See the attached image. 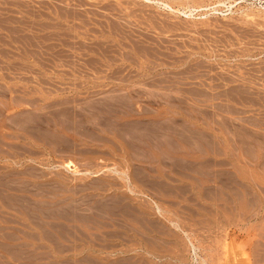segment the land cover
Here are the masks:
<instances>
[{"label":"rangeland","instance_id":"obj_1","mask_svg":"<svg viewBox=\"0 0 264 264\" xmlns=\"http://www.w3.org/2000/svg\"><path fill=\"white\" fill-rule=\"evenodd\" d=\"M152 1L0 0V264H18L17 238L34 228L25 211L30 204L47 208L72 195L66 190L126 189L121 164L132 160V120L150 111L203 116L226 109L220 114L264 135V0ZM162 1L181 12L155 5ZM174 100L181 108H172ZM35 122L44 129L35 130ZM252 157L242 161L253 197L264 175ZM230 160L238 173L243 164ZM67 161L77 174L62 167ZM80 195H72L74 205L98 201ZM36 212L40 221L49 213ZM122 216L106 215L104 226L94 218L78 224L76 243L105 245ZM231 223L201 233L206 239L195 257L186 235L170 232L166 252L173 260L153 264H264V214Z\"/></svg>","mask_w":264,"mask_h":264},{"label":"crops","instance_id":"obj_2","mask_svg":"<svg viewBox=\"0 0 264 264\" xmlns=\"http://www.w3.org/2000/svg\"><path fill=\"white\" fill-rule=\"evenodd\" d=\"M171 103L172 108H181L180 101ZM185 111L183 116L176 110H169L168 116L164 111H150L151 117L132 120V160L121 164L128 169L121 173L126 189L106 194L83 190L74 193H82L80 199H87L90 194L97 197L93 206L74 205L73 191L66 190L72 195L50 203L47 209L27 207L25 211L34 228L23 232L24 238H17L18 264H153L154 258L173 260L166 251L169 234L174 230L182 231L190 244L193 238L195 250L199 251L200 242L206 239L201 233L209 235L234 219L243 222L250 213L263 215L264 176L263 186L256 184L260 195L250 196L245 176L247 164L242 158L252 152L258 174L264 175V135L250 133L248 127L220 114L226 109L205 111L203 116L192 114L193 109ZM226 139L234 147L233 156L224 147ZM229 157H238L237 161L243 164L238 173L233 171ZM56 194L55 198L62 197ZM36 209L49 212L43 221ZM119 214L123 219L115 221L117 230L111 232L110 238L100 240H105V245H91L88 238L91 248L82 247L81 239L76 243L78 224L86 226L94 218L104 226L101 220L106 215ZM69 237L73 239L68 240ZM63 241L71 242V247ZM41 258L46 261H39Z\"/></svg>","mask_w":264,"mask_h":264},{"label":"bare ground","instance_id":"obj_3","mask_svg":"<svg viewBox=\"0 0 264 264\" xmlns=\"http://www.w3.org/2000/svg\"><path fill=\"white\" fill-rule=\"evenodd\" d=\"M126 1H127V0H126ZM150 1H151V0H150ZM153 1H154V0H153ZM153 1H152V2H153ZM155 1H156V0H155ZM158 1H159V0H158ZM200 1H201V0H200ZM131 2H132V1H131ZM174 2H175V1H174ZM182 2H183V1H182ZM188 2H189V1H188ZM98 3H99V2H98ZM153 3H154V2H153ZM168 3H169V2L166 3V2H164V1H162L161 3H159V2L156 3V2H155V5H156V6L159 5L158 8H159V7H161V8L163 7L165 10H166V9H167V10L170 9L171 11H173V12H175V13H177V12H178V13L181 12V11H180L181 9L179 10V9H176V8H174V7L172 6V5H174V4L170 5V3H169V4H168ZM177 3H178V2H177ZM185 3H186V2H185ZM116 4H117V3H116ZM124 4H125V3H124ZM178 5H179V4H178ZM186 5H187V4H186ZM180 6H181V5H180ZM49 7H50V6H49ZM122 7H123V6H122ZM178 7H179V6H178ZM181 7H182V6H181ZM187 7H188V6H187ZM187 7H186V8H187ZM119 8H120V7H119ZM195 9H196V8H195ZM123 11H124V10H123ZM189 11H190V14H189V15H191V13H192V12H191V9H190ZM195 11H196V10H195ZM112 12H113V11H112ZM135 13H136V12H135ZM141 13H142V12H141ZM141 13H140V14H141ZM183 13H186V11H183ZM77 14H79V13H77ZM120 14H121V13H120ZM142 14H143V13H142ZM90 15H91V14H90ZM184 15H185V14H184ZM78 16H79V15H78ZM142 16H143V15H142ZM72 17H73V16H72ZM107 17H108V16H107ZM133 17H134V16H133ZM125 18H126V17H125ZM152 19H154V18H152ZM152 19H151V20H152ZM162 20H163V19H162ZM87 24H88V23H87ZM113 24H114V23H113ZM175 24H176V23H175ZM106 25H107V24H106ZM114 25H115V24H114ZM128 25H129V24H128ZM178 25H179V24H178ZM110 26H112V25L110 24ZM120 26H121V25H120ZM120 26H118V27H120ZM123 26H125V25H123ZM150 26H151V25H150ZM161 26H162V25H161ZM112 27H113V26H112ZM115 27H116V26H115ZM110 28H111V27H110ZM113 28H114V27H113ZM128 28H129V27H128ZM162 28H163V27H162ZM107 29H108V28H107ZM120 29H121V28H120ZM120 29H119V31H120ZM122 29H123V28H122ZM125 29H126V28H125ZM112 30H113V29H112ZM129 30H130V29H129ZM143 30H144V29H143ZM168 30H169V29H168ZM105 31H106V30H105ZM113 31H114V30H113ZM117 31H118V30H117ZM134 31H135V30H134ZM186 31H187V30H186ZM77 32H78V31H77ZM83 32H84V31H83ZM103 32H104V31H103ZM108 32H110V31H108ZM108 32H107V33H108ZM141 32H142V31H141ZM145 32H146V31H145ZM59 33H60V32H59ZM79 33H82V32H79ZM120 33H121V32H119V34H120ZM123 33H124V32H123ZM137 33H138V32H137ZM125 34H127V33H125ZM135 34H136V33H135ZM57 35H58V34H57ZM83 35H84V34H83ZM85 35H86V34H85ZM133 35H134V34H133ZM90 36H91V35H90ZM117 36H118V35H117ZM117 36H116V37H117ZM143 36H144V35H142V37H143ZM104 37H105V36H104ZM120 37H121V35H120ZM90 38H91V37H90ZM104 39H105V38H104ZM124 39H125V38H124ZM145 39H146V36H145ZM51 40H52V39H51ZM59 40H60V39H59ZM87 40H88V39H87ZM101 40H102V39H101ZM107 40H108V39H107ZM132 40H133V39H132ZM138 40H139V39H138ZM140 40H141V39H140ZM96 41H97V40H96ZM126 41H127V40H126ZM143 41H144V40H143ZM147 41H148V40H147ZM70 42H71V41H70ZM98 42H100V41H98ZM108 42H109V41H108ZM111 42H112V40H111ZM136 42H139V41H136ZM61 43H62V42H61ZM68 44H69V43H68ZM80 44H81V43H80ZM86 45H88V44H86ZM90 45H91V44H90ZM99 45H100V44H99ZM118 45H121V44H118ZM127 45H128V44H127ZM133 45H134V44H133ZM137 45H138V44H137ZM157 45H158V44H157ZM157 45H156V46H157ZM83 46H84V43H83ZM91 46L93 47V45H91ZM115 46H116V45H115ZM129 46H130V45H129ZM148 46H149V45H148ZM92 47H91V48H92ZM97 47H98V45H97ZM112 47H113V46H112ZM132 47H133V46H132ZM134 47H135V46H134ZM81 48H82V47H81ZM84 48H85V47H84ZM88 48H90V47H88ZM135 48H136V47H135ZM82 49H83V48H82ZM93 49H94V48H93ZM96 49H97V48H96ZM131 49H132V48H131ZM90 50H91V49H90ZM97 50H98V49H97ZM108 51H109V50H108ZM138 51H139V50H138ZM91 52H92V51H91ZM95 52H96V51H95ZM148 52H149V51H148ZM92 53H93V52H92ZM143 53H144V52H143ZM143 53H142V54H143ZM55 55H56V54H55ZM87 55H88V54H87ZM138 55H139V54H138ZM56 56H57V55H56ZM68 56H69V55H68ZM52 57H53V56H52ZM54 57H55V56H54ZM64 57H65V56H64ZM59 58H60V57H59ZM59 58H58V59H59ZM52 59H53V58H52ZM54 60H56V58H54ZM56 61H57V60H56ZM87 61H89V60H87ZM57 62H58V61H57ZM57 62H56V63H57ZM53 63H54V61H53ZM56 63H55V64H56ZM61 63H62V62H61ZM57 64H58V63H57ZM92 64H93V63H92ZM96 64H97V63H96ZM196 65H197V64H196ZM199 65H200V64H199ZM71 66H72V65H71ZM175 67H176V66H175ZM190 68H191V67H190ZM92 69H93V68H92ZM148 69H149V68H148ZM150 69H151V68H150ZM256 70H257V69H256ZM193 73H194V72H193ZM193 73H192V74H193ZM193 75H194V74H193ZM202 77H203V76H202ZM153 78H154V77H153ZM190 78H191V77H190ZM169 79H170V78H169ZM193 79H194V78H193ZM243 79H244V78H243ZM160 80H161V79H160ZM165 80H167V79L165 78ZM179 80H180V79H179ZM247 80H248V79H247ZM163 81H164V80H163ZM168 81H169V80H168ZM176 81H177V80H176ZM250 81H251V80H250ZM63 90H64V89H63ZM52 104H53V103H52ZM62 112H63V111H62ZM62 112H61V113H62ZM65 112H66V111H65ZM32 113H33V112H32ZM61 113H60V114H61ZM28 114H29V113H28ZM60 114H59V115H60ZM63 115H64V114H63ZM50 116H51V115H50ZM53 116H54V115H53ZM55 116H56V115H55ZM35 117H37V116L35 115ZM65 117H66V116H65ZM38 118H41V117H39V115H38ZM38 118H36V119H34V120L36 121ZM42 119H43V118H42ZM22 120H23V118H22ZM39 120H40V119H39ZM29 121H30V120H29ZM44 121H45V120H44ZM25 122H26V121H25ZM37 122H38V121H37ZM37 122H35V124H36ZM40 123H41V122H40ZM40 123H39V126H40V127H37V126H38V125H37L38 123H37L36 125H33V126H35V127H34L35 130H36V128H37V129H44L43 126L40 125ZM256 123H257V122H256ZM25 125H26V124H25ZM46 126H47V125H46ZM51 126H52V125H51ZM15 127H16V126H15ZM30 127H31V126H29V128H30ZM24 128H25V127H24ZM242 128H243V127H242ZM25 129H26V128H25ZM24 131H25V130H24ZM37 131H38V130H37ZM41 131H42V130H41ZM41 131H40V132H41ZM31 132H32V131H31ZM33 132H34V130H33ZM43 132H46V131H43ZM51 132H52V130H51ZM51 132H50V133H51ZM35 133H36V132H35ZM247 133H248V132H247ZM253 133H254V132H253ZM32 134H33V133H32ZM36 134H37V133H36ZM45 134H46V133H45ZM248 134L250 135V133H248ZM34 135H35V134H34ZM39 135H40V134H39ZM252 135H253V134H252ZM119 136H120V135H119ZM32 137H33V136H32ZM36 137H37V136H36ZM38 137H40V136H38ZM42 137H43V135H42ZM175 137H176V136H175ZM252 137H253V136H252ZM253 138H256V137H253ZM258 138H259V137H258ZM65 139H66V138H65ZM261 139H262V138H261ZM31 140H32V139H31ZM50 140H51V139H50ZM252 140H253V139H252ZM259 140H260V139H259ZM263 140H264V138L262 139V141H263ZM39 141H40V140H39ZM256 141H257V139H256ZM256 141H255V142H256ZM257 142H258V141H257ZM257 142H256V143H257ZM52 143H53V142H52ZM211 143H212V142H211ZM248 143H249V142H248ZM258 143H259V142H258ZM261 143H262V142H261ZM263 144H264V143H263ZM263 144H260V145L263 146ZM13 145H15V144H13ZM29 145H30V144H29ZM51 145H52V144H51ZM250 145H251V144H250ZM258 145H259V144H258ZM255 146H256V145H255ZM11 147H12V146H11ZM11 147H10V148H11ZM27 147H28V146H27ZM71 148H72V147H71ZM62 149H65V148L62 147ZM68 149H69V147H68ZM9 151H10V149H9ZM20 151H21V150H20ZM29 151H30V150H29ZM40 151H41V150H40ZM69 151H70V150H69ZM15 152H17L16 149H15ZM54 152H55V151H54ZM8 155H9V154H8ZM10 155H11V154H10ZM22 155H23V154H22ZM19 156H20V155H19ZM35 156H36V155H35ZM247 156H248V155H247ZM12 158H13V157H12ZM99 159H100V158H99ZM29 161H30V160H29ZM4 165H5V164H4ZM7 166H8V165H7ZM14 166H15V165H14ZM5 167H6V166H5ZM62 167L65 168V169H67V170H69V171H71V172L73 171L72 174H74V172H76V174H77V172H78V170L75 171L76 168H73V167H75V166H74V164L72 163V161L64 162V164H63ZM1 168H2V167H1ZM23 170H25V169H23ZM23 170H22V171H23ZM16 171H17V170H16ZM20 171H21V170H20ZM30 171H31V170H30ZM115 171H116V170H115ZM8 172H9V171H8ZM10 172H11V171H10ZM82 172H83V171H82ZM88 172H89V171H88ZM88 172H87V173H88ZM18 173H19V172H18ZM24 173H25V172H24ZM93 173H94V172H93ZM1 174H2V173H1ZM22 174H23V173H22ZM79 174H80V173H79ZM81 174H82V173H81ZM84 174L86 175V173H84ZM89 174H92V172L90 171ZM95 174H96V173H95ZM3 176H4V175H3ZM122 176H123V175H122ZM122 176H121V177H122ZM129 176H131V174H130ZM11 177H12V176H11ZM13 177H14V176H13ZM58 177H59V176H58ZM8 179H9V178H8ZM65 179H66V178H65ZM7 181H8V180H7ZM47 181H48V180H47ZM130 181H131V180H130ZM9 182H10V181H9ZM43 182H44V181H43ZM58 182H59V181H58ZM128 183H129V182H128ZM10 184H12V183H10ZM42 185H43V184H42ZM64 185H65V184H64ZM99 185H100V184H99ZM112 185H113V184H112ZM44 186H46V185H44ZM56 186H57V185H56ZM59 187H60V186H59ZM65 187H66V186H65ZM72 187L74 188V186H72ZM83 187H84V186H83ZM93 187H94V186H93ZM80 188H81V187H80ZM41 189H42V188H41ZM45 189H46V188H45ZM77 190H78V189H77ZM84 190H85V189H84ZM89 190H90V189H89ZM102 191H103V190H102ZM54 192H55V191H54ZM129 192H132V191H129ZM47 193H48V192H47ZM70 193H71V192H70ZM72 193H73V192H72ZM41 194H42V193H41ZM45 194H46V193H45ZM73 194H74V193H73ZM60 195H61V194H60ZM12 196H13V195H12ZM14 196H15V195H14ZM50 196H51V195H50ZM16 197H17V196H16ZM14 199H15V198H14ZM112 199H113V198H112ZM12 200H13V199H12ZM21 200H22V199H21ZM15 201H16V200H15ZM19 201H20V200H19ZM88 201H89V200H88ZM95 201H96V200H95ZM101 201H102V200H101ZM115 201H116V200H115ZM20 202H21V201H20ZM27 202H29V201H27ZM96 202H97V201H96ZM21 203H22V202H21ZM111 203H112V202H111ZM23 204H24V203H23ZM27 204H28V203H27ZM40 204H41V203H40ZM58 204H59V203H58ZM99 204H100V203H99ZM99 204H98V205H99ZM101 204H102V203H101ZM101 204H100V205H101ZM104 204H105V203H104ZM17 205H18V204H17ZM28 205H29V204H28ZM28 205H27V206H28ZM30 205H31V204H30ZM30 205H29V206H30ZM83 205H84V204H83ZM98 205H97V206H98ZM19 206H21V204H20ZM29 206H28V207H29ZM97 206H96V208H97ZM21 208H22V207H21ZM39 208H40V207H39ZM53 208H54V207H53ZM98 208H100V207H98ZM109 208H110V207H109ZM144 208H145V207H144ZM33 209H34V208H33ZM46 209H47V208H46ZM82 209H83V208H82ZM100 209H101V208H100ZM102 209H103V208H102ZM158 209H159V208H158ZM160 209H161V208H160ZM34 210H35V209H34ZM73 210H74V209H73ZM39 211H40V210H39ZM99 211H100V210H99ZM156 211H157V210H156ZM158 211L160 212V210H158ZM161 211H162V209H161ZM47 212H48V211H47ZM61 212H62V211H61ZM258 212H259V211H258ZM56 213H58V212H56ZM43 214H44V212H43ZM55 216H56V215H55ZM49 232H50V231H49ZM49 238H50V237H49ZM50 239H51V238H50ZM192 244H193V243H192ZM192 244H191V245H192ZM191 248L193 249L192 252L194 253V256H196V255H195V251H197V250H195V248H197V247H196V246L194 247V244H193V246H192ZM50 255H51V254H50ZM193 259H194V258H193ZM194 260H195V259H194Z\"/></svg>","mask_w":264,"mask_h":264}]
</instances>
